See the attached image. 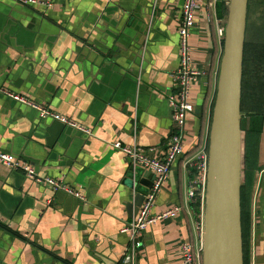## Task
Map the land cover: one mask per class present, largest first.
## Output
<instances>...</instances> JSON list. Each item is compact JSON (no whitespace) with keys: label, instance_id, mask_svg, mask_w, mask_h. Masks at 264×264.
Returning a JSON list of instances; mask_svg holds the SVG:
<instances>
[{"label":"crops","instance_id":"0c3cea01","mask_svg":"<svg viewBox=\"0 0 264 264\" xmlns=\"http://www.w3.org/2000/svg\"><path fill=\"white\" fill-rule=\"evenodd\" d=\"M183 2L54 0L45 9L0 0V89L26 96L93 134L40 119L30 107L0 96V151L84 197L54 192L0 164V264H183V243L200 247L204 225L189 207L197 179L190 162L210 149L224 51L219 28H226L228 0L226 17L219 16V0H202L191 30V65L202 74L190 88L195 111L187 120L184 154L155 207L160 213L179 205L183 212L152 226L132 263L121 231L138 215L133 187L146 192L154 177L110 146L135 144L159 160L167 155ZM259 23L250 40H258ZM254 153L249 264H264V123Z\"/></svg>","mask_w":264,"mask_h":264},{"label":"built area","instance_id":"2783aa9c","mask_svg":"<svg viewBox=\"0 0 264 264\" xmlns=\"http://www.w3.org/2000/svg\"><path fill=\"white\" fill-rule=\"evenodd\" d=\"M23 7L50 9L54 6V0H12ZM202 0H184L181 12V23L179 27V57L180 64L178 70L173 75L176 92L170 95L168 102L172 110V119L174 124V133L170 140L169 149L164 159L159 160L148 156L147 152L137 145L124 146L122 143L110 144L111 148L123 153L131 163L142 166L154 175L152 188L145 196L144 203L137 217L126 223L121 233L126 235L129 240L126 257H130L131 263L139 248L142 246L141 237L154 225L168 219H174L183 212L182 206H174L163 212L156 213L155 207L158 195L168 182L173 166L184 154V135L187 120L190 114L195 111V107L190 103V88L196 79L202 74L192 68V57L190 49L191 30L195 27L196 17L201 9ZM219 35L225 38V28H219ZM0 96H5L19 104L30 107L35 110L40 119H52L62 125L71 128L78 133L86 136H93L91 130L76 121L64 117L45 106L36 103L32 99L0 89ZM192 169L196 171L197 179L189 190V200L201 198L202 210L207 188V175L209 168V156L205 151L200 152L190 162ZM0 164L12 169L22 171L25 177L37 185L46 186L54 192H64L74 198L83 200L82 194L69 187L64 182L38 174L35 168L29 163L19 161L15 156L0 151ZM202 238L200 247H195L193 243L185 242L182 245L183 264H201Z\"/></svg>","mask_w":264,"mask_h":264},{"label":"water","instance_id":"95a60500","mask_svg":"<svg viewBox=\"0 0 264 264\" xmlns=\"http://www.w3.org/2000/svg\"><path fill=\"white\" fill-rule=\"evenodd\" d=\"M228 1L229 14L208 152L204 215L206 264H245L241 207L244 155L241 104L249 0ZM133 189L137 192L134 202L136 215L151 188L147 187L146 192L136 187ZM127 263H131L130 257Z\"/></svg>","mask_w":264,"mask_h":264},{"label":"trees","instance_id":"16d2710c","mask_svg":"<svg viewBox=\"0 0 264 264\" xmlns=\"http://www.w3.org/2000/svg\"><path fill=\"white\" fill-rule=\"evenodd\" d=\"M227 0H219V16L226 17ZM220 7V8H219ZM258 15L259 17H257ZM255 22L258 40H250ZM242 131L245 133L244 183L241 190L242 229L244 242V263L249 264L248 217L253 179L254 151L259 141L264 123V0H249L247 34L244 51L242 83ZM258 158V156H257ZM256 158V161H257ZM196 174V171H194ZM189 207L201 221L202 200L197 197L189 201Z\"/></svg>","mask_w":264,"mask_h":264},{"label":"rangeland","instance_id":"374dc122","mask_svg":"<svg viewBox=\"0 0 264 264\" xmlns=\"http://www.w3.org/2000/svg\"><path fill=\"white\" fill-rule=\"evenodd\" d=\"M206 201V200H205ZM206 214V208H205V202H204V209L202 210L201 212V223H203L204 225V220H205V217L204 215ZM202 252H201V264H206V257H207V254H206V250H205V233H204V228H203V232H202ZM205 250V251H204Z\"/></svg>","mask_w":264,"mask_h":264},{"label":"bare ground","instance_id":"6f19581e","mask_svg":"<svg viewBox=\"0 0 264 264\" xmlns=\"http://www.w3.org/2000/svg\"><path fill=\"white\" fill-rule=\"evenodd\" d=\"M219 251V250H218Z\"/></svg>","mask_w":264,"mask_h":264}]
</instances>
